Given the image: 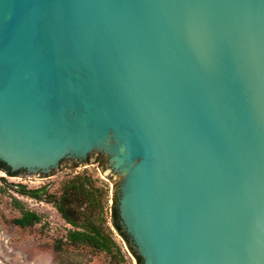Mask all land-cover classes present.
<instances>
[{
	"label": "water",
	"instance_id": "water-1",
	"mask_svg": "<svg viewBox=\"0 0 264 264\" xmlns=\"http://www.w3.org/2000/svg\"><path fill=\"white\" fill-rule=\"evenodd\" d=\"M90 158L142 264H264V0H0V162Z\"/></svg>",
	"mask_w": 264,
	"mask_h": 264
},
{
	"label": "rangeland",
	"instance_id": "rangeland-1",
	"mask_svg": "<svg viewBox=\"0 0 264 264\" xmlns=\"http://www.w3.org/2000/svg\"><path fill=\"white\" fill-rule=\"evenodd\" d=\"M106 164L105 160L90 158L38 176L8 175L0 169V264H136L126 241L111 223L113 191L118 180L106 174ZM77 175L89 178L84 187L88 191L97 189L93 192L99 204L91 206L86 197L73 193L68 205L83 209L79 219L87 226L91 220L112 239L107 250L70 243L67 233L75 227L60 216L49 199L48 195L60 197L65 181ZM15 184L28 188L45 186V190L34 198L18 192ZM23 210L36 213L39 220L23 227L15 224L14 219Z\"/></svg>",
	"mask_w": 264,
	"mask_h": 264
},
{
	"label": "trees",
	"instance_id": "trees-1",
	"mask_svg": "<svg viewBox=\"0 0 264 264\" xmlns=\"http://www.w3.org/2000/svg\"><path fill=\"white\" fill-rule=\"evenodd\" d=\"M0 169L4 170L8 175H15L9 170L8 167L4 165V163L0 162ZM19 173V172H18ZM89 178L82 176H75L71 179L65 181L63 186V191L60 197L52 198V195H48L49 199L52 200L54 207L59 212L60 216L75 229L68 230L67 239L73 245L77 244H86L94 247L98 250H107L109 249V243H112V239L109 236H106L102 233L99 227H97L92 221H88V226L86 223L81 221L80 215L84 213L83 209L70 207L68 205L72 200L73 193H79L86 197L89 200V204L91 206H97L99 204V199L95 198V193L93 191L97 189H89V191L84 187L85 183H87ZM15 188L18 192L22 194H26L28 196L37 198L40 197V192L45 190V186L40 188H28L24 184H15ZM102 190L99 191V195H102ZM91 212V211H90ZM89 217H92V213L89 214ZM39 220V216L28 210H23L22 215L14 219V223L23 227L27 225H31L34 222ZM111 223L113 227L117 230V232L123 237L126 241L129 250L131 251L133 257L135 258L136 264L141 263V257L135 252L132 248L128 236L121 230V226L119 224L118 213L116 209V196L115 190L113 191L112 205H111Z\"/></svg>",
	"mask_w": 264,
	"mask_h": 264
},
{
	"label": "flooded vegetation",
	"instance_id": "flooded-vegetation-1",
	"mask_svg": "<svg viewBox=\"0 0 264 264\" xmlns=\"http://www.w3.org/2000/svg\"><path fill=\"white\" fill-rule=\"evenodd\" d=\"M94 156H99L100 157V155H94ZM101 158V157H100Z\"/></svg>",
	"mask_w": 264,
	"mask_h": 264
}]
</instances>
